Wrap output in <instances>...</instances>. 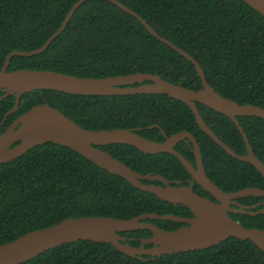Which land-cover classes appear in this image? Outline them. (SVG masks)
<instances>
[{"label": "trees", "instance_id": "16d2710c", "mask_svg": "<svg viewBox=\"0 0 264 264\" xmlns=\"http://www.w3.org/2000/svg\"><path fill=\"white\" fill-rule=\"evenodd\" d=\"M79 0H0V71L12 52L41 48L62 25ZM131 9L163 39L191 56L208 85L239 105L264 109V18L242 0H117ZM54 71L78 78L133 74L158 75L189 90L202 89L194 65L153 37L133 16L104 0H89L74 12L65 29L47 49L32 57L14 56L8 71ZM138 86V85H135ZM0 91V125L4 132L20 115L37 105L55 108L86 130H139L156 142L186 131L193 135L207 177L223 192L264 191V178L249 163L230 157L195 121L184 103L166 95H68L37 90L21 95ZM205 124L236 154L246 146L228 117L196 103ZM5 119V120H4ZM254 155L264 164V119L237 117ZM141 175H158L188 186L190 174L171 154H143L134 147H98ZM195 166L193 147L183 141L174 148ZM144 184H151L143 180ZM161 185V183L154 182ZM193 190L213 200L198 184ZM145 214L192 217L173 205L132 187L65 147L47 143L0 164V245L70 218L109 217L130 220ZM228 215L246 228L264 231V215ZM166 231L185 226L146 220ZM138 247L149 230L119 233ZM150 248V245H146ZM22 264H264V252L250 241L229 238L203 250L152 257L127 256L113 245L79 241L50 249Z\"/></svg>", "mask_w": 264, "mask_h": 264}, {"label": "water", "instance_id": "95a60500", "mask_svg": "<svg viewBox=\"0 0 264 264\" xmlns=\"http://www.w3.org/2000/svg\"><path fill=\"white\" fill-rule=\"evenodd\" d=\"M89 0H79L68 14L59 29L50 36L45 44L31 52H12L0 71V91L5 95H14L15 104L7 115L18 109L23 94L37 90H52L68 95L115 96V95H166L189 107L201 131L207 134L230 157L252 165L264 178V164L254 155L246 134L237 121V117H259L264 119V109L253 105H239L217 94L207 83L200 65L187 53L161 38L141 17L117 0H104L135 17L156 39L180 53L190 61L200 77L202 89L193 91L179 85L168 83L158 75L133 74L106 78H78L54 71L16 70L8 71L10 59L14 56L32 57L47 49L59 34L79 6ZM264 18V0H242ZM138 85V86H135ZM196 103L222 114L235 124L246 146V155L236 154L223 143L205 124ZM5 120V119H4ZM0 125V164L21 157L30 149L53 143L81 155L109 174L123 178L132 187L155 195L158 199L173 205L188 208L192 217L182 218L175 215L145 214L130 220L109 217L70 218L60 223L30 232L11 243L0 245V264H22L42 253L64 244L79 241H91L113 245L119 252L133 257L150 255L152 257L207 249L219 245L229 238L250 241L264 252V231L246 228L234 221L228 212L247 214L242 208L235 210L230 205L238 198L261 197V189H244L235 193H225L206 175L198 144L189 132L183 131L170 137L164 134L163 142L142 137L139 130L115 129L91 131L83 129L55 108L37 105L20 115L1 133ZM183 141H189L193 147L195 166L180 155L174 148ZM122 144L134 147L143 154L156 155L167 153L178 159L182 167L190 174L191 182L182 186L180 182L167 181L158 175H141L113 158L98 147ZM143 180L151 184L142 183ZM161 183V185L154 184ZM198 184L215 201L201 197L193 190ZM264 212V211H263ZM173 221L182 226L175 231H166L146 220ZM137 230H149L152 236L141 240L138 247L131 246L119 233ZM150 245V248H146Z\"/></svg>", "mask_w": 264, "mask_h": 264}, {"label": "flooded vegetation", "instance_id": "af4514ba", "mask_svg": "<svg viewBox=\"0 0 264 264\" xmlns=\"http://www.w3.org/2000/svg\"><path fill=\"white\" fill-rule=\"evenodd\" d=\"M213 199V198H212ZM213 201H215L213 199ZM237 205H230L232 209L240 210L241 208L247 212L249 216H258L264 215V198L261 197H245V198H238L234 201ZM232 214H241V213H233Z\"/></svg>", "mask_w": 264, "mask_h": 264}]
</instances>
